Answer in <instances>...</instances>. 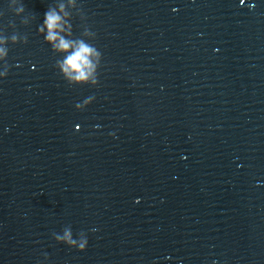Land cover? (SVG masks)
Here are the masks:
<instances>
[{
  "label": "clouds",
  "instance_id": "clouds-1",
  "mask_svg": "<svg viewBox=\"0 0 264 264\" xmlns=\"http://www.w3.org/2000/svg\"><path fill=\"white\" fill-rule=\"evenodd\" d=\"M45 17L44 22L48 28L47 40L54 42L59 39V43L54 44L53 46L60 51L67 52L69 49L74 48L61 64L63 72L78 83L86 82L92 75L94 69L91 57L97 53L92 47L83 42H80L78 45H73L64 39L59 38L56 30L60 28V17L55 13H46ZM93 83H95V80H93ZM62 239L69 244H75V241L67 232H65ZM86 246L87 241L81 243L78 250L84 251Z\"/></svg>",
  "mask_w": 264,
  "mask_h": 264
}]
</instances>
